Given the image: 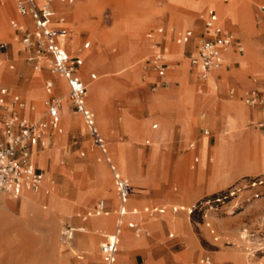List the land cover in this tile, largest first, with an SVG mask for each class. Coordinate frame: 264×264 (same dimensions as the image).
Instances as JSON below:
<instances>
[{
    "label": "rangeland",
    "instance_id": "1",
    "mask_svg": "<svg viewBox=\"0 0 264 264\" xmlns=\"http://www.w3.org/2000/svg\"><path fill=\"white\" fill-rule=\"evenodd\" d=\"M3 1L0 0V40L8 44L5 50L6 60L1 65L3 72L0 73V83L5 85L10 95L18 96L26 105L35 108L30 113L34 112L35 117H29L30 114L27 115L26 110L24 112L25 116L30 118L29 121L34 122L31 119H35L40 123H45L48 119L43 103L52 94H46L44 86L48 80H52V77L57 75L50 74L45 64L39 71L33 70L32 63L25 60L26 52L20 43L19 34L15 41L7 37L10 34L8 23L15 19L16 15L13 0ZM228 2L224 5L219 0H164V9L170 13L174 8L192 12L191 19L190 17H179L183 22H190L194 17L196 18L197 12L204 8L215 9L220 20L227 21L229 24L237 23L240 26L241 31L240 34H236L237 36L252 32L248 37L260 41L262 51L259 55H263L260 58L264 60V54H262L264 53V20L256 11L260 0H240L239 7H244L248 17L237 13L234 8L237 0H228ZM62 6L57 7L58 11H65L68 17L75 18L69 19L70 36L74 40L69 36L68 52L72 54L76 46L83 50L82 44L89 42V48L84 49L89 58L85 60V64L84 60L78 58L81 60L80 66H84L80 70L76 68L75 75L82 83L89 80V74L98 75L94 81L84 83L87 90L86 104L94 113L100 129L98 133L103 139L108 157L131 187L129 201H131V208H135L139 215L129 217V219L151 229H147L146 233L138 239L132 238L126 232L129 245H125L124 234L118 244L119 252L116 263L119 264L122 250H127L133 242L141 240L147 249L142 264H190L200 256H207L214 264H264V197L254 199L251 197L253 191L242 190L227 204L217 206V208L211 206V209L208 205H204L201 210H195L189 215L185 213L186 209L194 203L202 201L206 196L218 192L232 182L207 193L195 191V174L188 173V155L182 153L181 150L184 142L196 134L198 114L206 115L203 108L196 109L194 106L191 111V107H188L191 111L190 127L187 135L179 138L180 144L175 151L173 150L176 143L173 137L165 147H155L163 136L159 123L153 119L157 112L165 114L174 105L179 109L186 108L195 102V97L199 99L204 95L203 91L200 94L197 93L196 82H194L193 94L192 86L187 84V81H193L195 76V70L187 73L189 67L187 50H183L178 56L177 63L184 69L180 87L175 91L161 89L153 93L147 85L151 79H140L132 84L125 77L132 71L141 70L143 66L141 60L146 55L145 33L156 27H164L168 22H174L173 17L168 13L161 16L157 12V4L154 0H74L71 5H67L73 7L72 9ZM176 32L178 29H174L168 37V50L181 47L173 42ZM93 35L95 41H90L89 38ZM236 35L233 34V37L238 38L241 43L243 55L239 57L232 55L239 64L237 71L232 74L243 75L248 71L246 65L252 61L253 55L248 51L243 40ZM122 44L125 48L130 46L134 49L131 58L133 64L127 63L126 55L112 59L109 64L111 73L104 72L100 70L99 65L92 64L97 61L94 57L102 58L107 62L113 56L119 55ZM170 52L167 51L164 55L167 61L172 57ZM83 56L87 57L86 53ZM230 61L233 62V60ZM7 64L13 65L12 70H6ZM170 65L168 63V69ZM221 70L223 68L211 72L216 73ZM166 74H168L167 78L175 75L168 71ZM137 76L138 74L135 75L138 79ZM209 78L203 82L204 91H213L212 97L215 101L236 103L250 110L241 99H238L242 93L236 92L233 84L222 80L216 85V82L209 81ZM215 85L216 90H214ZM171 86L175 88L178 83L173 81ZM106 88L109 89L105 90ZM229 88L234 90L235 97L232 99L226 97ZM60 89L52 96L59 103L58 128L61 133L59 136L55 135L53 146L49 141L48 149L38 152L33 160L34 166L36 165L43 172L41 189L36 193L25 191L19 201L8 194H0V207L3 208H0V264H83L90 261L93 262L92 264H99L98 245L102 239L100 236L110 231L111 216L88 218L83 223L81 217L100 198L108 200L110 204L114 203L111 177L107 166L91 142L81 116L72 107L69 100V89L66 91L63 82ZM134 92L137 93L136 96L132 94ZM174 92L176 99L173 100L171 96ZM142 94L145 95L141 99ZM149 97L151 100L145 103V99ZM136 104L138 106H135ZM112 106L116 110L119 109L120 113L117 114ZM135 112H138L136 114L138 118L150 117L146 129L156 133H150L144 126L141 127L143 121L137 119ZM152 124L157 125L155 130H151ZM244 124V114H239L235 118L227 117L225 128L219 134L216 127L207 128L212 133L214 141L217 140L211 148L214 155L212 164L218 167L215 169L214 176L220 174L222 177L221 168L227 154L231 166H238L240 170L248 171L255 167L259 168L257 173L245 174V176L264 173L262 152L260 151L259 156L255 155L252 136L243 137L238 146L231 144L235 137L233 134L242 131ZM258 124V120L249 118L245 128L260 131L262 128L258 129ZM116 126L120 129L114 130L118 141L113 142L109 147V139L114 140L115 138L111 127ZM45 131L49 134L48 126ZM152 135L154 140L143 137ZM144 141H148L147 146H144ZM133 142L135 143L134 148L140 150L144 156L141 162V157L139 161L132 160ZM205 150V141L202 140L198 170L205 168ZM149 153L151 158L154 154L156 155V173H154L153 159L150 163H145ZM38 154H45L49 158L44 162V157L41 156L38 161L36 158ZM238 163L239 165H236ZM129 177H134V180H130ZM49 187L53 189L49 191ZM182 206L185 210L179 211L178 207ZM144 207H157L165 210L162 215L154 214L147 217L142 213ZM172 207L176 208V213L171 212ZM177 216L184 222L194 242L192 253L186 260L177 258V252L186 248L183 238L177 235L184 232L182 222L180 219H175V225L170 224L171 219ZM161 223H164L169 230L163 225L159 228ZM205 224L209 227L206 228ZM68 227L75 230L70 241L62 238L64 230ZM80 229L84 232H78ZM152 229L158 230L152 231ZM210 230L213 234H209ZM167 233H171L174 239L169 240ZM188 254L185 251L182 257L186 258ZM78 255H82V261L75 258Z\"/></svg>",
    "mask_w": 264,
    "mask_h": 264
},
{
    "label": "crops",
    "instance_id": "2",
    "mask_svg": "<svg viewBox=\"0 0 264 264\" xmlns=\"http://www.w3.org/2000/svg\"><path fill=\"white\" fill-rule=\"evenodd\" d=\"M73 1L74 0H72L71 3H67V2L58 3V2L53 1L51 3V5H50V10H51L50 24H51V26L55 27V28H57V27L64 28L66 30V35L70 34V32H71V31H69V19H73L74 17L73 18L68 17L67 14H65L66 13L65 11L64 12L63 11H58L57 7L63 5L62 7H64V8L72 9L73 7H68L67 5H71L73 3ZM219 1H220L221 4H224V5L229 3L228 0H219ZM9 2H10V0H9ZM154 2L157 4V7H156V9L158 10L157 12H159L161 14V16H165L167 13L170 14L173 17L174 22H172V23L168 22L167 24L164 25V27H156L155 29L150 30L147 33H145L144 39H145V50H146L145 53H146V55L141 60L142 63H143V66L141 67V70L137 69V70L132 71L129 74L125 75V77H127V79L129 80L130 83L134 84L137 81H140V79L141 80L151 79V81L147 82V85H148L149 90L151 92H153V93H155V92H157V91H159L161 89H164V90L172 89L173 91L177 90L178 87H180V82L182 80V73H183L182 71L184 69L182 67V65H179L177 63L178 58H179L178 56L181 54V52H183V50L186 49L187 52L189 53V56H188V59H189L190 56H193L196 53V47H197L196 43H197V41L199 42L201 39H204V38H206V37H208L210 35V33H211L210 30L205 29L203 27V25H202V22L197 18V16L199 14H204L205 12L210 10L216 16V25L218 27H220V29L222 30L223 33L231 35L232 38L234 39L233 45L229 48L231 53L227 56V58L230 59V60H233V62H231L229 65L224 66L223 70L220 71V72H222L221 74H219L220 72L214 73V72L210 71L211 73L217 74V76L215 78L216 85L218 84V82H220L222 80L229 81L231 84H233V87L236 90V92L242 93V95L238 97V99H241L242 103H243V99L245 97H247V96H250V95L255 96L257 98V100H259V101L260 100L264 101V69H263L264 60H263V58H260L263 55H261V56L259 55L260 54L259 52L262 51V45H261L260 41H258V39H255V38H250L249 39L248 36L251 35L252 32L250 34L243 35V36H240V37L237 36L236 34H240V31H241L240 26H238L237 23L229 24L227 21L220 20L218 15L216 14V12L213 9H205L204 8L201 11L197 12L196 18L194 17L192 20H190V22H183V20L179 19V17H190V19H191V16H193V13L190 12V11L184 10L182 8H174V10H172V12L170 13L169 11L164 9V0L161 3H158L156 0H154ZM239 2H240V0H237V3H236L234 8L236 9L238 14H245L248 17V15H247L248 13L244 10V7L243 8L239 7ZM260 5H264V0H260V2L256 6L257 13L261 15V13L258 10ZM13 9H14V6H13ZM188 12L190 14H187ZM14 13H15V11H14ZM15 15H16V13H15ZM261 18L263 19L262 15H261ZM18 19H20V21ZM59 19L62 20V24H58L57 23V20H59ZM11 21L16 22L17 24H25V25H27L29 22L26 19H24V18L18 17L17 15L15 16V19L9 21L8 25H9L10 30H8V31H10V34H8L7 37L10 38L11 40L15 41V40H17L16 37H17L18 34L15 33L14 30L10 27V22ZM194 21L195 22L197 21V22L194 23ZM165 29H166V31H165ZM174 29H178V32H176V34L174 36V39H173V42L175 43V45H181V47L179 49H176V50H168V48H167L168 37L170 36V34L173 32ZM186 32H190L191 36H190V38L188 39L187 42H181L180 39L182 38V36ZM233 34L243 40L244 44L249 49L248 51L250 53H252V55H253L252 61L249 62L246 65V68H247L248 71L246 73H244L243 75L242 74L241 75L232 74V72H236L237 69L239 68V64L236 62L235 59H233L232 55L238 56V57L243 55V48L241 46V43L238 41V38L233 37ZM70 38H71V36H70ZM94 39H95L94 35L90 36V38H89L90 41H95ZM72 40H74V39H72ZM0 42H4V41L0 40ZM5 43L8 44V42H5ZM57 44L59 45L58 40H57ZM84 44H88L87 48H85V49H88L89 48V42L83 43L82 46ZM76 45H77V43H76ZM123 45L124 44H122V46H121L122 50L120 51L119 55L113 56L107 62H105V60H103L102 58L94 57V58H96L97 61H94L92 64H96L97 66L99 65L98 67H100V70H103L104 72H109V73H111V70L109 68V64L112 61V59L114 57H116V56L126 55L127 56V58H126L127 63L133 64L131 62V60H132L131 58H132V56L134 54V49L132 47H130V46L125 48V47H123ZM236 47H239L241 49V51L240 52L236 51ZM167 51H171L170 53H171V56H172L168 61L164 58V55L167 53ZM64 52L66 53L65 50H64ZM81 52H85L87 57L86 56L85 57L84 56H79V54ZM226 53L227 52L223 53L222 55H224ZM156 54L161 56L162 62H163L164 67H165L164 77L162 79L165 82V86L164 87H161L159 85L160 79L156 76V73L144 63L145 59H147V58H149V57H151L153 55H156ZM262 54H264V53H262ZM5 55H6L5 51L4 52H0V62H4V60H6V56ZM69 57L70 58H81L82 60H84V64L86 62L85 60L87 58H89L88 54L84 50V48H83V50H80V49H78L77 46H76V49L74 50V52L72 53V55L69 56ZM168 63L171 64L169 66V69H168ZM188 64H189V61H188ZM7 65H6V70L10 71V70L7 69ZM80 65H81V63H80ZM80 65L77 67L78 70H80V68L82 66H84V65H82V66H80ZM234 65H236L237 67L234 68L233 67ZM193 70H195L194 79H193V81L192 80L187 81V84L192 86V94H193V86H194V82H196V86H197V89H198L197 93L200 94V92L203 91L204 95L201 98H199V99H198V97L197 98L195 97L194 98L195 102L193 104H191L190 106H187L186 108L179 109V108H177L174 105L165 114H161L160 112H157V114L155 115V117L153 119L156 120L159 123L160 130H163V136H162V138H160L159 142L156 144L155 147H157V146H159L160 148L162 146L165 147L166 145H168V141L170 140V138L173 137L174 140H175V143H176V145H175L176 147L173 150V151H175V149H177L179 147V144H180V141H179L180 139L179 138L182 137V136L185 137L187 135V133H188V129L190 127L189 126L190 125L189 117H190V113L192 111V107L195 106L196 109L197 108H199V109L203 108V110L205 111L206 115L198 114V120L196 122V127H195L196 134L191 139H189L188 141L184 142V145L182 146V150H181L182 153L188 155V159H189L188 160V168H189L188 169V171H189L188 173H192L193 172V175L195 174V180H196L195 191L196 192L200 191L201 193H207L209 191L215 190L216 188H219V187H222L224 185H227V184H229L232 181L225 188L219 190L218 192L212 193L209 196H206L203 199V200H205V199L209 198L210 196H212L214 194H217V193L229 188L230 186H232V185H234V184H236L238 182H241L244 179H248V178H253V177H256V176L264 175V173H261V174H255V175H252V176H245V174L257 173V170L259 168L255 167V168H252V169H250L248 171L240 170V169H238V166H231L230 160H229V155L227 154L225 159H224L225 162L223 163V166L221 168L222 177H220V174H219V176L216 175V174L214 176L215 169L218 168V167L214 166L212 164V160H214V155L211 152V148L217 143V140L215 142L214 138L212 136V133L209 130H207V128L213 129L214 127H216L219 130L218 131V134H219L221 132V130H223L225 128L226 118L227 117H234L235 118L239 114H244L245 124L247 122V119H249V118L253 119V120H258L259 124H258L257 127H258V129L262 128V130H260V131H258V130L257 131H252L250 129L245 128V124H244V127H243L242 131H240L237 134L236 133L233 134L235 137H234V140L231 142V144H233L234 146H238L242 142L243 137H246L247 135H250V136H252L254 138V139H252L253 140L252 144L255 147V152H256L255 155L259 156V153L261 151L263 159H264V103H256V104H254L252 106H248V105L243 103L246 107L250 108V110H249V109L243 108L242 106H240L239 104H236V103L215 101L213 99V97H212L213 91H210V92L204 91L205 89H204V86H203V82L205 80H200L199 79V77H198V68L193 67V66H191L189 64V67L187 68V73H191V72H193ZM85 71H83V72H85ZM167 71H168V73H172V74H175V75L174 76L170 75L169 78H167L168 77V74H166ZM83 72H82V74H83ZM227 73H229V74H227ZM137 74H138V76H137L138 79L135 77V75H137ZM210 74L208 75V78H209ZM91 75L94 76L93 79L90 78ZM101 75H103V74H101ZM97 76L95 74H89V80H87V81H94L95 77H97ZM50 81H52L53 86L55 87V92L56 91L58 92V91L61 90L60 88H61L62 82L64 83L63 79L61 80V78H59L58 76H53L52 80H50ZM87 81H85V82H87ZM110 81H112V80H110ZM173 81L178 83V86H176L175 88L171 86V84H173ZM112 82H114V81H112ZM115 82L118 83L117 81H115ZM84 83H82V84H84ZM1 85H3V84H1ZM64 85H65V83H64ZM216 85H215L214 90H216ZM3 86L5 87V85H3ZM65 88H66V85H65ZM107 89H109V88H106L105 90H107ZM136 89L137 88H135V90ZM105 90H103V91H105ZM132 94L134 96L137 95V93H135V92L132 93ZM229 94H231V97H228ZM143 95H145V94L141 95V97H140L141 99L143 98ZM193 97H194V95H193ZM226 97L228 99H232V98L235 97L233 88H229L227 90ZM171 98L173 100L176 99L175 92L171 96ZM150 100H151V97L146 98L145 99V103L149 102ZM101 103H102V101L100 100V104ZM137 104L135 106H138ZM26 106H27L26 114L29 115L33 111V107L29 106V105H26ZM29 107H32V111L29 110ZM188 107L189 108L191 107L190 108L191 111L189 110ZM112 108H113V106H112ZM195 108H194V111L197 112V110H195ZM114 110L116 111L117 114L120 113V112H118L119 109L118 110L114 109ZM24 112H25V108L19 112V116L22 119L26 120V121H29V119H30L29 117H35V113H32V114L29 115V117L28 116L26 117ZM91 112H92V110H91ZM104 112H105V110H104ZM137 113L138 112H135L134 114L136 115ZM136 117H137V115H136ZM137 119H139V121H143V125L141 127L144 126V128L146 129V125H147V122L149 121L150 117H146V118H142V117L138 118L137 117ZM93 126H94V128H95V130L97 132L98 137L102 141L104 152L100 151V149L94 144L93 138L90 135L89 136H90V139H91V142H92L93 146L99 152L103 162L107 166L108 171L110 173L111 187H112V189L111 188L110 189H111L112 194H113L114 203L110 204L108 202V200L102 199V198L96 200L94 202V204L92 205V207L88 211H85L83 213V215L81 217V222L82 223L85 222L86 219H88V218H95V217H100V216H104L105 217L107 215L111 216V229L108 232V234H106L104 236H100L102 239H101V242L99 244H101L106 237H109V236L113 235L115 233V231H117L118 244L120 243L121 238L124 237L125 232H128L132 238L138 239L142 235H144L146 233V230L149 229V228L144 226V225H142V224H140V223H135L134 220H132V219H129V217H138V215H139L135 208H131V201H129L130 194H131V187H130L129 184H128V186H129V196H128V198H127V200H126V202H125V204L123 206L124 207V214L122 216H118L117 210H118L119 204H118V201H117V198H116V195H115V190H114V186H113V179H112V171H111L110 168L112 167L113 171L115 173H117L123 180H126V178L123 177L117 171L115 166L112 164V161L108 157L107 152H106V148H105V144L103 142V139L101 138V136L98 133V130L100 131V129L98 128V125H97V122H96V119L94 118V116H93ZM57 128H58V126H57ZM156 128H157L156 124H152L151 125V130H155ZM117 129L120 130L117 126L116 127H111V132L114 133L115 138H114V140H111V139L108 138L110 140L109 147H110V145L113 142H117L118 141V140H116L118 138L117 134L114 131V130H117ZM58 130H59V132L57 130H52V129L48 128L49 134L46 131L44 132L45 133V140H46L45 146L43 148H33L32 149L31 155H30V162L31 163H32V156L33 155L37 154L38 152H40V151H42L44 149H48L47 146L50 143H52V146L54 145L53 144V135L59 136V134L61 133L60 128H58ZM146 130L148 131V129H146ZM148 132L156 133V132H151V131H148ZM204 132H206L207 135H204L203 134ZM100 134H101V132H100ZM124 136H125V134H124ZM103 137H105V136H103ZM143 137H148L150 140L151 139L154 140L153 135L152 136H143ZM55 138L56 137L54 136V139ZM125 139H127L126 136H125ZM202 140L205 141V145H206L205 157H204L205 168H203L202 170H198L197 169V165H198V163L200 161V143H201ZM49 141H50V143H49ZM134 145H135V143L132 146V153H133L132 160L134 162H136V161H139V157H141L140 158V162H141L142 159L144 158V156L142 155L140 150L134 148ZM147 145H148V141H144V146H147ZM41 156L44 157V162H45V160L47 158H49V157H46L45 154H38L37 157H36L38 161H39ZM155 157H156V155L154 154L153 158H151V155L149 153L147 159L145 160V163L146 162L150 163L151 159H153L154 173H156V169H157L156 168V164L157 163H156ZM33 165H34V163H33ZM236 165H239V163L236 164ZM34 167L42 172V170L37 168L36 165ZM262 170L264 171V164H263ZM145 173L147 174L146 169H145ZM241 175H244V176H241ZM238 176H241V177L237 178ZM42 177H43V172H42ZM146 178H147V176L145 177V180H146ZM235 178H237V179H235ZM126 182H127V180H126ZM40 188H41V185L36 191L40 190ZM25 191L31 192L29 190L22 189L20 191L19 196L16 198V200L19 201L21 195ZM45 192L46 191H44V193ZM165 197H167V196H165ZM98 201H102L103 202V208H104L105 214H102V215H99V216H91V215L87 216L86 214L92 210V208L94 207V205ZM200 202L201 201L196 202L190 208H187L186 209L187 212L185 211V213L187 215H189L190 214V210L194 206H196V204H198ZM0 208H2V207H0ZM153 210H157V211L158 210H163V212L162 213H158L157 211H153ZM164 210H165L164 208L144 207V208H142V213L147 215V217H151L154 214L155 215L164 214ZM178 210L179 211H184L185 208L183 206L180 207V208L178 207ZM241 210H239V211H241ZM171 212L172 213H176L177 212L176 208L172 207L171 208ZM175 219L176 220L180 219V221L182 222V226L184 228V232H183V234H177V235L181 236L183 238V240L185 242V245H186L185 246L186 247L185 250H182L181 252H179V251L177 252V254H178L177 258L186 260L189 257V255H191V253H192V250L194 248V242H193L191 236L188 234L186 226H185V224H184V222L182 221L181 218H179L177 216V217L171 219L170 224L172 226L175 225ZM162 225H163L164 228L168 229L165 226L164 223H161L159 228H161ZM158 229H154V230L152 229V231H157ZM67 230H70V232H71L70 233L71 234L70 239L67 240V241H70L72 239V233L75 230L72 229L73 231H71V228H69V227H68ZM135 230H138V235L134 234ZM149 230H151V229H149ZM64 231H66V229ZM167 238L169 240L174 239V237H173V235L171 233H167ZM118 244H117V250H116V255H115V264H117L116 261H117L118 252H119L118 251ZM98 247H99V245H98ZM185 251H187L189 253L186 258L182 257V253H184ZM146 252H147V249H146V246L143 244V242L141 240H136V242H133L127 248V250H125V251L122 250L121 251L120 258H119L120 259L119 264H124L126 262H131V263H134V264H142L144 262V257L146 255ZM201 257H207V256H200L197 259H199ZM75 258L77 260H79V261H82V259H83L82 255H78ZM98 259H99L98 260L99 264H102V262L100 260V257H99V252H98ZM169 259L172 260V257L169 256ZM197 259H195L194 261H196ZM194 261H192V262H194ZM92 263L90 261V262H84L83 264H92ZM176 264H178V263H176Z\"/></svg>",
    "mask_w": 264,
    "mask_h": 264
},
{
    "label": "built area",
    "instance_id": "3",
    "mask_svg": "<svg viewBox=\"0 0 264 264\" xmlns=\"http://www.w3.org/2000/svg\"><path fill=\"white\" fill-rule=\"evenodd\" d=\"M55 1L58 3H71L72 0H13L14 11L20 18L26 19L29 23L17 24L11 21L10 27L20 36V43L26 52V62L32 63L33 70H40L43 64L50 74L61 77L68 86L69 100L72 107L82 118V121L93 138L94 144L104 152L101 139L93 126L92 114L84 108L83 100L85 88L75 75V69L80 65L78 58H70L64 50L57 44L58 37L66 36V30L62 27H52L50 24L51 10L50 5ZM158 3L163 0H156ZM264 19V5L258 8ZM197 18L202 22L205 29L210 30V35L201 39L196 47V53L190 56L188 61L193 67L198 68V77L205 80L208 72L216 70L220 66L221 55L227 52L234 42L231 35L222 32L216 25V16L212 11L199 14ZM62 24V20H57ZM191 33L186 32L181 42H187ZM7 43L0 42V52L6 50ZM84 44L83 48H87ZM236 51L241 49L236 47ZM144 63L152 69L160 79L159 85L165 86L162 80L164 77L165 67L160 55L156 54L147 59ZM11 64L7 65L8 70H12ZM94 78L93 75L90 76ZM45 92L50 94L52 89L51 83L46 82ZM231 97V94L228 95ZM243 103L252 106L256 103H264L263 100H257L253 95L243 99ZM47 122L40 123L26 121L19 116V112L25 108L24 102L16 95H10L7 88L0 84V194L5 193L16 199L22 189L35 192L42 183V172L34 167L30 162V155L33 148H43L45 146V129L46 126L52 130H58V111L59 103L50 95L43 103ZM32 111V107H29ZM207 135L206 132L203 133ZM112 171L113 186L115 195L119 204L117 214H124V204L129 196V186L126 180H123L117 173ZM242 190L253 191L252 198L258 199L264 197V175L244 179L229 188L212 195L196 204L191 210H201L204 205L217 208L229 203ZM157 211V210H153ZM162 213L163 210H158ZM105 214L103 202L98 201L88 212L87 216H99ZM204 217V216H203ZM208 227V224H205ZM131 227V226H130ZM70 230L64 231L62 238L70 239ZM213 234V231H209ZM138 235V230L134 231ZM216 240V239H214ZM117 231L99 244L98 252L102 264H115V255L117 250ZM264 250V248H263ZM190 264H213L208 257H201Z\"/></svg>",
    "mask_w": 264,
    "mask_h": 264
},
{
    "label": "bare ground",
    "instance_id": "4",
    "mask_svg": "<svg viewBox=\"0 0 264 264\" xmlns=\"http://www.w3.org/2000/svg\"><path fill=\"white\" fill-rule=\"evenodd\" d=\"M38 1H40V0H38ZM210 9H213V8H210ZM6 10V9H5ZM214 11H215V9H213ZM216 12V11H215ZM216 14H217V12H216ZM19 21H20V19H18ZM69 36H70V34H68V35H66V36H64V37H58L57 38V40H58V43H59V45L61 46V48L63 49V50H65L66 51V53H67V55L68 56H71L72 54L71 53H69L68 52V50H67V43H68V38H69ZM231 52H230V50L229 49H227V53L226 54H224V55H222L221 56V59H220V66L216 69V70H218V69H221V68H224V66H226V65H229L230 63H231V61H230V59H228L227 58V56L230 54ZM83 55H85V52H81L80 54H79V56H83ZM238 57V56H237ZM164 58L166 59V57L164 56ZM167 60V59H166ZM1 65H2V62H0V73L1 72H3L2 70H1ZM214 71V70H213ZM210 74V73H209ZM208 74V75H209ZM208 75H207V77H206V79L208 78ZM215 78H216V75L215 74H213V75H211L210 76V78H209V81H212V82H216L215 81ZM95 79H96V77H95ZM94 79V80H95ZM64 81V80H63ZM48 82H50L51 83V86H52V92L50 93V94H52V95H55V87L53 86V83H52V81H50V80H48ZM65 83V82H64ZM65 85H66V88L68 89V86H67V84L65 83ZM83 86H84V88H85V94H84V107L86 108V109H88L90 112H91V109L86 105V96H87V90H86V86H85V84H83ZM67 89H66V91H67ZM46 93V92H45ZM67 94V93H66ZM59 101H60V99H58ZM61 102V101H60ZM27 109V106L25 105V110ZM34 109L35 108H33V111H34ZM59 112V111H58ZM34 113V112H33ZM92 113V112H91ZM243 113V112H242ZM92 115L94 116V114L92 113ZM29 119V118H28ZM31 120H33L34 122H36L37 120H35V119H31ZM39 120V119H38ZM54 136L55 135H53V144H54ZM36 155V154H35ZM35 155H33L32 156V164H33V160H34V157H35ZM125 173V172H124ZM129 176V175H128ZM131 176V175H130ZM130 178V180H134V177H129ZM41 185H42V183H41ZM41 189V188H40ZM53 188L52 187H49V191H51ZM39 191V190H38ZM38 191H36V192H38ZM36 192H34V193H36ZM48 192V191H47ZM108 216V215H107ZM84 229V228H83ZM71 231H73V230H71ZM77 231V230H76ZM94 231H96V230H94ZM78 232H84V230H82V229H80V230H78ZM104 236V235H103ZM126 236H127V233L125 232V239H126V242H125V245H129V241L127 240V238H126Z\"/></svg>",
    "mask_w": 264,
    "mask_h": 264
},
{
    "label": "trees",
    "instance_id": "5",
    "mask_svg": "<svg viewBox=\"0 0 264 264\" xmlns=\"http://www.w3.org/2000/svg\"><path fill=\"white\" fill-rule=\"evenodd\" d=\"M213 196H210L209 198H212Z\"/></svg>",
    "mask_w": 264,
    "mask_h": 264
}]
</instances>
